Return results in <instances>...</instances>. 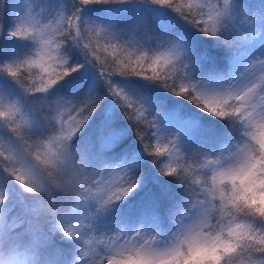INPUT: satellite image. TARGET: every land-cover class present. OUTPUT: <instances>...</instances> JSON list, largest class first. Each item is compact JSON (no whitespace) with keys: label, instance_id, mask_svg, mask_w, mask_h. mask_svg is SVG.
Here are the masks:
<instances>
[{"label":"snow or ice","instance_id":"obj_1","mask_svg":"<svg viewBox=\"0 0 264 264\" xmlns=\"http://www.w3.org/2000/svg\"><path fill=\"white\" fill-rule=\"evenodd\" d=\"M126 2L70 0L67 7L45 9L29 0L22 11L12 4L7 35L33 47L0 62V74L25 99L47 93L80 67L69 66L63 55L71 44L109 85L117 76L158 82L213 116L239 122L241 138L215 155H187L175 137L154 131L155 118L147 117L141 104L111 85L108 91L134 125L144 151L154 161L164 158L160 171L177 177L184 198L172 211L174 230L166 238L147 229L97 234L89 231L96 213L127 197L138 183L122 162L94 165L90 155L108 145L89 149L73 143L102 97L91 93L81 101H46L33 109L0 93L5 137L0 185L6 191L0 192V264H264V0H150L181 15L236 58L247 59L238 74L214 90L186 79L177 42L162 39L145 48L81 16L85 6ZM3 5L0 0V29ZM214 47L209 46L210 57L219 56ZM250 50L256 54L248 56ZM40 121L46 132L37 131Z\"/></svg>","mask_w":264,"mask_h":264},{"label":"trees","instance_id":"obj_2","mask_svg":"<svg viewBox=\"0 0 264 264\" xmlns=\"http://www.w3.org/2000/svg\"><path fill=\"white\" fill-rule=\"evenodd\" d=\"M123 4L124 11L121 18L113 23L117 33H119L121 24H124L131 29L130 35L133 31L139 36L141 35V38L144 33L154 35V17L150 15L141 16L140 22L135 23L138 20L135 7L140 4L137 0H128ZM164 12L167 16L165 23H168L169 29L167 31L166 28V33L157 41V36L154 35L152 47L163 39L177 42L183 51L194 52L199 50L205 53L204 61L200 62L201 60L195 59L190 64V68H185L187 80L194 76L198 80V70L201 67H206L207 76H210L214 70H222L226 73L231 71L232 73L237 68L236 65H242L240 62L245 60L244 57L236 58L234 53L224 48L218 41H212L203 36L172 9L164 7ZM81 16L84 20L97 23L96 14L81 12ZM4 36L5 38L8 37L6 34ZM198 45L200 48L197 47ZM210 45H215L213 51L218 52L219 56L210 57L208 55ZM26 47L30 50L33 45L31 43ZM253 51L250 50L248 56H251ZM12 53L13 48L8 42L1 45L0 62L9 59ZM63 55L67 58L69 66L80 65V67L47 93L36 94L25 99L22 91L11 83V80L0 74L6 82L0 80V88L4 91L2 93L7 94L9 99H20L26 108L33 109L46 106L47 102L58 99L81 101L86 94L91 93L102 97L89 120L74 138L73 143L78 148L89 149L92 145H96L99 149L101 143L108 145L102 151L97 150L90 155L94 165L103 166L106 163L117 164L122 162L137 177L138 183L137 187L127 197L116 202L105 211L96 213L89 231H94L97 234H109L121 229L129 232L147 229L160 237L170 234L174 230L171 214L176 205L184 198L183 186L177 177L162 175L160 163L164 158L154 161L153 157L144 151L143 145L137 139L134 125L127 119L124 110L109 93L108 88L114 85L133 101L141 104L146 116L155 118L153 121L155 124L154 131L162 138L175 137L177 146L187 155L198 156L203 153L215 155L217 151L225 150L241 138L242 125L229 118H218L201 110L187 96L176 95L155 81L141 78V85L137 88L135 82L139 80V77H121L127 78V84L121 87V79L116 81V77H113L111 85H109L100 76L97 68L94 65L91 66L92 63H89L84 56L79 54V50L70 45L65 46ZM86 66L95 67L96 71H85ZM207 76L202 75L200 80L208 79ZM7 83H11L10 85L13 86L10 91L4 87ZM64 111L67 113L68 109L65 108ZM177 114H185L184 118H188L186 127L176 121ZM72 115L74 116L75 113ZM64 118L68 119L67 115ZM37 131H47L44 121L38 123ZM146 139H154V137H146ZM4 143L5 137L0 135V144ZM0 192L6 194L2 185H0ZM90 208L95 211L94 204L90 205Z\"/></svg>","mask_w":264,"mask_h":264},{"label":"rangeland","instance_id":"obj_3","mask_svg":"<svg viewBox=\"0 0 264 264\" xmlns=\"http://www.w3.org/2000/svg\"><path fill=\"white\" fill-rule=\"evenodd\" d=\"M44 1H45V4L43 3V7L45 9L54 8V7L59 6L61 4H63L65 7H67L70 4V0H44ZM137 1L140 5L138 7L137 6L135 7L136 15L138 17V20L135 21V23L140 22L141 16L146 17V16L150 15L151 17H154V20H153V25H154L153 30L154 31L153 32H154V35L157 36V39H156V41H157L161 36H163L166 33V28H167V31L169 29L167 27L168 23H165V17L167 18V16L164 12V7L159 6V5H155V4L151 3L150 0H137ZM4 2L6 3L5 4V15L2 19L3 28L0 29V37H2L5 34L7 35V32L9 30V26H12V23H13V15L11 13H7L8 9L12 5L13 0H4ZM28 2H29V0H16L17 5H14V8L22 11V9L26 7ZM36 4H37V2H36ZM139 7H141V8H139ZM82 11L85 12L86 14H96V16H97L96 22L97 23H99L105 27H108L112 31L117 32L116 27L114 26L113 23H115L118 19L121 18L122 12L124 11V4L123 3L122 4H95V5H89V6L83 7ZM20 14H23V13L21 12ZM8 20H10L11 22H8ZM130 32H131L130 28H128L124 24H121V27L119 29V33L121 35H123L125 38H130V39H132L133 42H138V43L142 44L145 48H151L152 47V39L154 38V35L151 36L150 33H144L142 35V38H141V35L139 36L134 31H133L132 35H130ZM8 37L12 41L16 42L15 45L17 47H24L28 44H31V41H28V40H19L15 37H11V36H8ZM2 41H4V38H2ZM15 45H14L13 52L15 51ZM69 45L71 47H73L74 49L79 50L75 46H73L71 44H69ZM27 51L28 50H26L23 53H26ZM79 54L81 56H83L82 53L80 52V50H79ZM255 54H256V52L253 51L251 53V56H254ZM102 59H103V56H102ZM240 63L244 66L247 63V59L245 58V60L241 61ZM92 65L93 64H91V66ZM87 70L96 71V68L95 67H90V68L87 67V68H85V71H87ZM0 80H2V82L4 81L3 77L1 75H0ZM11 83H13V82H11ZM11 83H7L4 86L8 91H10V89L13 88V86L10 85ZM126 84H127V78H121L120 86L124 87ZM2 92H4V91L0 88V93H2ZM5 95H7V94H5ZM26 104H27V102H26Z\"/></svg>","mask_w":264,"mask_h":264}]
</instances>
